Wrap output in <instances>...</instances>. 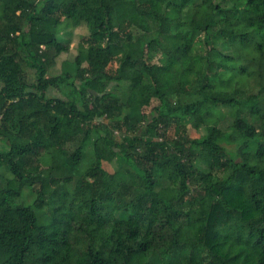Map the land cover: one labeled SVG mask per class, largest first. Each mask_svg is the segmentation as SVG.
<instances>
[{"label":"trees","instance_id":"trees-1","mask_svg":"<svg viewBox=\"0 0 264 264\" xmlns=\"http://www.w3.org/2000/svg\"><path fill=\"white\" fill-rule=\"evenodd\" d=\"M68 25L89 35L50 75ZM258 147L264 0H0V264H264Z\"/></svg>","mask_w":264,"mask_h":264},{"label":"rangeland","instance_id":"rangeland-1","mask_svg":"<svg viewBox=\"0 0 264 264\" xmlns=\"http://www.w3.org/2000/svg\"><path fill=\"white\" fill-rule=\"evenodd\" d=\"M40 4V2H39ZM190 17L189 14H187V11L184 12V20H188V18ZM89 35V27L86 25L80 26L78 28L72 29L70 25H68V27L66 26V30H64L62 32V37L66 40L67 43H69L71 45V50L68 53H63L59 56V58L57 59L56 62V67L55 69H52L50 72V75L52 74H57V72L59 73L60 71L63 70V67L65 65L71 64L74 60L75 55L78 52V43L81 40V38L83 36H87ZM154 35L151 34L150 38H153ZM203 35H200L198 40L196 41L195 45H194V51L198 52V50H201V52H203L205 50V46L203 44ZM229 39V40H228ZM224 42V40H217V45H222V43ZM231 44V38H227L226 43L225 44ZM69 62V63H68ZM30 73H32V70H29ZM81 82L77 81V85L80 86ZM261 82L260 79H257L256 77H243L242 79H240V85L244 88L248 89V93H245L247 95V97L251 94H258L260 86H261ZM121 89V88H120ZM70 88L67 86H64L62 91L56 90V89H51L50 90V95L51 96H58V97H62V98H68L69 97V93H70ZM123 90H120V92H122ZM119 92V89H118ZM157 105V101L156 100H152L150 101V105L147 106L145 108V111L147 113H149L151 111V109ZM232 113L231 111L228 113V116L226 117V120L223 122V126H225V130H229L226 129L229 128L228 126H231L232 122H233V118L234 116H231ZM205 126H196L194 123H189L188 124V132L189 135L191 137H197V136H201L202 134L205 133ZM228 148L231 152L236 153L237 152V145L233 142L228 144ZM71 151V150H70ZM242 157L245 159V161H247L251 166H255V164L257 162H259V160H261L264 157V150L262 147H258V148H249L247 149L243 154ZM92 162V154L91 151L89 150L87 152V155L84 157L83 161L80 163V165L78 166V175L80 176L82 175V173L87 169V167L90 165V163ZM40 163L43 166H50L52 163V157L49 154H45L41 159H40ZM104 167L110 171V172H114L115 169L118 167V162H116L115 157L113 154H108L106 155V160L104 161ZM12 177V174L5 170L4 168H0V186H4L6 184L5 179L6 178H10ZM116 184H113V187H116ZM72 187V185L70 186ZM57 192H60V189H57ZM34 199V194L31 193V191L29 189H23V194L21 196V198H18L17 200V204H30ZM50 206H52L51 204H49ZM50 208H47L46 211H48ZM103 264H115L113 261H108L106 263Z\"/></svg>","mask_w":264,"mask_h":264}]
</instances>
